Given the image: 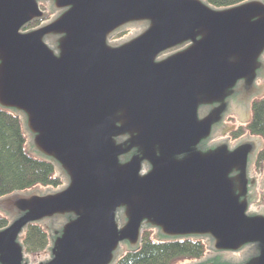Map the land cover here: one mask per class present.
Instances as JSON below:
<instances>
[{"label": "water", "instance_id": "95a60500", "mask_svg": "<svg viewBox=\"0 0 264 264\" xmlns=\"http://www.w3.org/2000/svg\"><path fill=\"white\" fill-rule=\"evenodd\" d=\"M258 93L264 0H0V108L63 179L0 198V264H115L145 230L204 240L212 256L188 264H264L253 141L202 148ZM36 223L52 230L38 263L20 242Z\"/></svg>", "mask_w": 264, "mask_h": 264}, {"label": "trees", "instance_id": "16d2710c", "mask_svg": "<svg viewBox=\"0 0 264 264\" xmlns=\"http://www.w3.org/2000/svg\"><path fill=\"white\" fill-rule=\"evenodd\" d=\"M214 8H227L247 0H204ZM40 24L35 21L27 29ZM244 130L259 137L263 147L259 158L264 160V96L251 104L250 119ZM63 185L50 160L27 152V137L19 116L12 110L0 108V198L14 192H26L36 188L56 189ZM9 219L0 213V229ZM50 227V225L48 226ZM52 230L41 224H30L20 238L24 252L35 254L45 250L50 243ZM208 251L204 240L196 238L161 239L151 238L143 231L141 242L135 249L125 250L115 264H181L203 258Z\"/></svg>", "mask_w": 264, "mask_h": 264}, {"label": "flooded vegetation", "instance_id": "af4514ba", "mask_svg": "<svg viewBox=\"0 0 264 264\" xmlns=\"http://www.w3.org/2000/svg\"><path fill=\"white\" fill-rule=\"evenodd\" d=\"M259 98H261L260 93L251 97L249 105H246L245 103L238 104L237 109H239V111H237L236 113L235 111L233 113L234 103L237 102L236 99L232 98L231 100H229V109L227 114L224 115L222 122L218 124L213 130L210 140L202 144V148H208V147H213L220 140H225L232 147L238 144L239 142H241L242 140L250 139L253 141V145L255 146L256 149L254 151L253 156L250 157L253 159L250 162L248 168H249L250 177L256 178V185L249 191L251 195L249 209L254 213H257L260 210L264 211V208H261L260 210H255L253 208L259 202V198H261L260 193H264V178H263L264 176L261 178L260 181L258 179L261 175L260 171L262 165L264 166V160L263 161L259 160V158H262L260 154L263 147V143L259 137L249 135L244 130V128L246 125L245 118L248 117V114L250 113L251 104L254 100ZM235 114L237 116H241L240 118H242L240 119L238 125H236L232 121V119H234ZM207 253L210 254L211 252L207 251ZM227 254L232 255L230 260H228L229 262H237V263L242 262L244 259L250 256V248L248 247L239 253H227ZM217 256L220 257V260L226 261L225 253H221V254L219 253V255Z\"/></svg>", "mask_w": 264, "mask_h": 264}, {"label": "rangeland", "instance_id": "374dc122", "mask_svg": "<svg viewBox=\"0 0 264 264\" xmlns=\"http://www.w3.org/2000/svg\"><path fill=\"white\" fill-rule=\"evenodd\" d=\"M261 97H263L264 96V94H261L260 95ZM238 104H241V103H237V102H235L234 103V110H233V113H234V111H235V113L237 112V111H239V109H237V106H238ZM241 116H237L236 114H235V116H234V119H232V121L236 124V125H238L239 124V121H240V119H242V118H240ZM244 119V118H243ZM249 121V118H245V122L247 123ZM261 175H260V177H259V181L261 180V178L264 176V166L262 165V168H261ZM264 178V177H263ZM36 189H39V190H45L46 188H41V187H39V188H36ZM51 189V188H50ZM261 194V198H259V202L253 207L255 210H259V209H261V208H264V193H260ZM42 226V225H41ZM43 227V226H42ZM146 231H148V233H149V236L151 237V238H156L157 237V235H156V232H155V230H146ZM48 247H49V244H48V246H47V248L45 249V250H43V251H41V252H39V253H35V254H26L25 252H24V256H25V258L27 259V261H30V262H36V263H38V262H40L41 260H43V259H45L46 258V255H47V252H48ZM124 250V249H123ZM209 252V251H208ZM211 257L212 256V254L210 253H206V256L205 257ZM230 257H232V255L230 254ZM188 263H190L189 261L188 262H184V263H181V264H188Z\"/></svg>", "mask_w": 264, "mask_h": 264}]
</instances>
